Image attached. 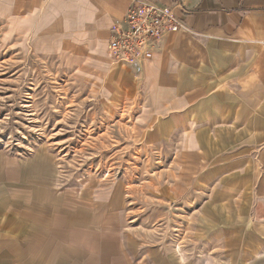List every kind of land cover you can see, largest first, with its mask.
Instances as JSON below:
<instances>
[{
	"label": "rangeland",
	"instance_id": "rangeland-1",
	"mask_svg": "<svg viewBox=\"0 0 264 264\" xmlns=\"http://www.w3.org/2000/svg\"><path fill=\"white\" fill-rule=\"evenodd\" d=\"M9 10L0 264H264V57L214 75L243 97L214 125H160L84 57L34 51Z\"/></svg>",
	"mask_w": 264,
	"mask_h": 264
},
{
	"label": "crops",
	"instance_id": "crops-1",
	"mask_svg": "<svg viewBox=\"0 0 264 264\" xmlns=\"http://www.w3.org/2000/svg\"><path fill=\"white\" fill-rule=\"evenodd\" d=\"M133 1L2 0L0 4L8 6L18 22H26L23 28L34 51L84 57L95 74L108 77L114 89L122 88L124 97L144 99L154 116H163L160 125H202L199 120L204 119L214 125L213 120L225 116L224 108L243 101L229 85L219 90L211 81L220 71L229 80L231 70L240 75L254 57H264V0H144L181 4L175 14L183 27L164 37L160 50L141 67L122 68L109 60L110 30L122 24ZM249 115L252 119L251 112H235L228 124H248L242 120Z\"/></svg>",
	"mask_w": 264,
	"mask_h": 264
},
{
	"label": "built area",
	"instance_id": "built-area-1",
	"mask_svg": "<svg viewBox=\"0 0 264 264\" xmlns=\"http://www.w3.org/2000/svg\"><path fill=\"white\" fill-rule=\"evenodd\" d=\"M181 4L165 6L159 3L134 0L122 24L110 30L108 56L112 64L141 67L160 50V41L182 30L175 14Z\"/></svg>",
	"mask_w": 264,
	"mask_h": 264
}]
</instances>
